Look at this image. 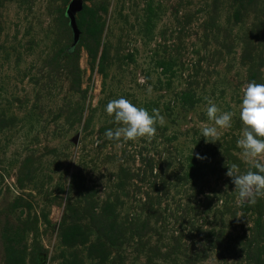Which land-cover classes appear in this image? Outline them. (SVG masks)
<instances>
[{
    "label": "rangeland",
    "instance_id": "obj_1",
    "mask_svg": "<svg viewBox=\"0 0 264 264\" xmlns=\"http://www.w3.org/2000/svg\"><path fill=\"white\" fill-rule=\"evenodd\" d=\"M69 2L0 0V264H264V197L226 175L264 0H81L72 50ZM121 96L165 125L108 139ZM208 101L233 113L216 142Z\"/></svg>",
    "mask_w": 264,
    "mask_h": 264
},
{
    "label": "clouds",
    "instance_id": "obj_2",
    "mask_svg": "<svg viewBox=\"0 0 264 264\" xmlns=\"http://www.w3.org/2000/svg\"><path fill=\"white\" fill-rule=\"evenodd\" d=\"M138 83H145L144 78H139ZM148 90H151L150 87ZM105 110L120 126L115 130L106 129L104 135L117 141L121 138L124 141L150 139L156 134V125L163 126L166 123L158 110L153 109L150 113L123 96L109 101ZM206 115L213 123L211 126H203L199 137L203 136L206 142L219 141L221 130L232 127L233 113L222 111L215 103L208 101ZM239 119L243 128L236 144L240 149V158L248 167L241 171L240 166L233 163L227 166L226 175L237 189L238 202L254 204L258 197H264V84L248 82L241 98ZM192 149L191 155L197 159L205 158L199 153H193Z\"/></svg>",
    "mask_w": 264,
    "mask_h": 264
},
{
    "label": "water",
    "instance_id": "obj_3",
    "mask_svg": "<svg viewBox=\"0 0 264 264\" xmlns=\"http://www.w3.org/2000/svg\"><path fill=\"white\" fill-rule=\"evenodd\" d=\"M81 7V0H70L65 10V15L68 18V26L72 34V42L69 50H72L75 47L79 39L80 32L77 28L75 14L78 10L81 9Z\"/></svg>",
    "mask_w": 264,
    "mask_h": 264
}]
</instances>
